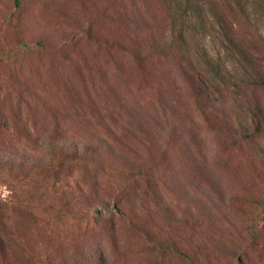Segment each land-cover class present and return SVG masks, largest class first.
Instances as JSON below:
<instances>
[{
    "label": "rangeland",
    "instance_id": "obj_1",
    "mask_svg": "<svg viewBox=\"0 0 264 264\" xmlns=\"http://www.w3.org/2000/svg\"><path fill=\"white\" fill-rule=\"evenodd\" d=\"M170 20L168 0H0V264H264V89Z\"/></svg>",
    "mask_w": 264,
    "mask_h": 264
},
{
    "label": "trees",
    "instance_id": "obj_2",
    "mask_svg": "<svg viewBox=\"0 0 264 264\" xmlns=\"http://www.w3.org/2000/svg\"><path fill=\"white\" fill-rule=\"evenodd\" d=\"M15 6L20 0H14ZM234 6L247 23L253 27L264 39V0H168L171 11V34L174 41L181 43V47L188 46L187 38L198 42V36L203 32L214 33L226 50V61L236 62L242 68L252 69L255 76L250 75L252 82L264 89V70L258 68L248 56L235 28V22L224 15L223 10ZM189 39V38H188ZM190 40V39H189ZM234 52V53H233ZM224 60L218 56V66H212L216 75H222ZM264 204V202H262Z\"/></svg>",
    "mask_w": 264,
    "mask_h": 264
}]
</instances>
